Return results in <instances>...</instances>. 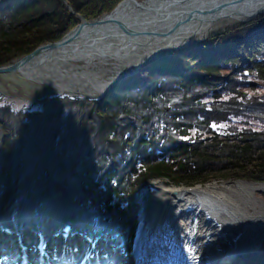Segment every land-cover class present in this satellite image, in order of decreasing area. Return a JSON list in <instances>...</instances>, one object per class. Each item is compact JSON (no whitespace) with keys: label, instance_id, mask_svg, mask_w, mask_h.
<instances>
[{"label":"trees","instance_id":"trees-1","mask_svg":"<svg viewBox=\"0 0 264 264\" xmlns=\"http://www.w3.org/2000/svg\"><path fill=\"white\" fill-rule=\"evenodd\" d=\"M21 1V7L7 18L8 27L0 26V65L30 52L41 42L60 38L77 23L63 0ZM119 1L67 0L86 19L112 9ZM262 27L264 15L202 44L164 56L116 85L99 101L51 98L49 106L22 116L8 108L0 110V145L4 152L0 184L8 190L0 202V215L2 206L16 195L20 198L19 210L31 222L32 210L45 198L46 207L50 202V219L45 216L43 223L54 230L61 215L72 211L67 208L72 203L64 207L66 201L61 196L90 192L104 205V221L119 227L122 233L125 227H132L131 233L135 215L130 194L148 175L160 172L187 184L216 177L264 181V91L259 93L264 88ZM204 100L209 101L210 109ZM207 122L212 128L218 125L221 136L209 132ZM16 123L20 124L15 128ZM136 125L140 127L135 129ZM137 129L139 135L132 137L136 140L127 141ZM233 129H239V136L229 138ZM166 130L176 131L177 138L168 136ZM36 131L37 136L48 139L47 145L33 142ZM193 135L206 137L198 144L175 143ZM27 137L33 145L23 141ZM47 152L49 156L39 161ZM161 156L178 160L165 163ZM50 158H58L53 171L74 168L64 173L65 180L54 181L51 172H46L42 165ZM77 176L76 182L68 183ZM39 178L47 179L44 183L48 188L37 184L32 191L33 182ZM50 238L52 242L63 240L51 234ZM33 241L36 239L26 232L28 264L37 257ZM81 246V238L76 237L69 248L61 247L51 256L70 259ZM49 248L55 250L50 244ZM13 249L21 254L15 238L0 234V253L8 254Z\"/></svg>","mask_w":264,"mask_h":264},{"label":"bare ground","instance_id":"bare-ground-1","mask_svg":"<svg viewBox=\"0 0 264 264\" xmlns=\"http://www.w3.org/2000/svg\"><path fill=\"white\" fill-rule=\"evenodd\" d=\"M200 1L204 0L125 1L110 15L111 20L104 21L101 25L119 21L137 31L150 30L158 27V24L170 27L177 17V11ZM209 1L212 0L204 2ZM149 3L152 4L146 6ZM138 6L153 8L144 12L142 8H134ZM263 6L264 0H252L251 4L237 13L224 10L218 19L192 21L189 28H179L174 36L176 39L161 38L153 41L155 46L145 48L146 51L142 50L140 53H132L131 50L114 54V48L110 47L108 54H105L104 43L109 36L103 34V28L96 32L87 27L75 39L45 48L31 59L14 62L17 69L5 74L22 75L28 80L47 83L56 91L97 95L110 84L119 70L129 72L149 57L171 47L201 39L226 26L242 22ZM140 12L153 14L158 23L147 16L141 18L139 15L135 19L129 14ZM169 20L172 21L168 23ZM122 23L120 26L124 27ZM110 30L118 32V28L113 25ZM79 61L85 63V70L82 66L80 68ZM113 62H118V66L123 68L117 67L115 71H111L114 68ZM100 63L103 70L95 71L93 67ZM91 69L94 72H90ZM61 73L70 75L71 78L65 80L67 76L61 78ZM23 141L32 144L30 137ZM142 190L149 199L143 211L136 250L139 255L148 254L150 264L226 262L243 249L257 247L264 240V204L254 195L257 191L264 192V183L238 180L184 188L167 184L164 180H155L152 184L143 185L140 191ZM170 203L171 206L168 207ZM66 204L67 202L63 203V206L66 207ZM187 210L189 212H185Z\"/></svg>","mask_w":264,"mask_h":264},{"label":"rangeland","instance_id":"rangeland-1","mask_svg":"<svg viewBox=\"0 0 264 264\" xmlns=\"http://www.w3.org/2000/svg\"><path fill=\"white\" fill-rule=\"evenodd\" d=\"M58 25V24H55ZM8 50H5L4 52H7ZM142 52V50H138V53ZM119 64L118 62H115V65ZM120 64H123L121 62ZM83 65V64H81ZM114 70V68H112ZM55 89L51 88L50 85L47 83H41V82H35L32 80H28L26 77L22 75H0V99L1 102V108H5L6 106L14 108V109H34V110H41L44 107L49 106L50 99L52 98L50 94H67L66 92L58 91V93L54 92ZM6 104V105H5ZM10 105V106H9ZM25 118L22 119L24 121ZM20 123L15 124V128L19 126ZM264 194V192L257 191L255 195L259 197V195ZM140 197L143 196V200H145V196L143 194L139 195ZM69 198V197H68ZM70 200V199H69ZM259 200V199H257ZM71 204V203H69ZM264 204V200H263ZM63 205V204H62ZM144 205H146L144 203ZM49 207V205H47ZM12 207V206H11ZM59 207V206H56ZM101 207V206H100ZM97 212H102V215L104 213V209L101 207L97 209ZM96 214V212H93ZM21 215V214H20ZM98 215V214H96ZM32 217H38L33 215ZM104 217V215H103ZM21 220H24V217H21ZM31 225H36L38 223L37 219H33L31 222H29ZM24 224L28 226L26 223V220L24 221ZM83 227V226H82ZM32 227L31 229H33ZM139 233V232H138ZM137 233V236H138ZM65 240L68 242L73 243L74 239L72 237H68L67 235H64ZM245 250V249H243ZM249 251V250H247ZM246 252V251H244ZM242 252V253H244ZM131 262L132 257H131ZM142 264H150L148 254L146 255H139L135 257L134 263ZM228 263V262H227ZM154 264H158L157 262Z\"/></svg>","mask_w":264,"mask_h":264},{"label":"water","instance_id":"water-1","mask_svg":"<svg viewBox=\"0 0 264 264\" xmlns=\"http://www.w3.org/2000/svg\"><path fill=\"white\" fill-rule=\"evenodd\" d=\"M105 19H108V18L107 17H102L101 19L92 20V21H89V22H86V21L82 20V24H80L78 27L82 28L85 25H98V24L102 23L103 20H105ZM117 23H118L119 26L121 25L120 22L117 21ZM122 28H124V27H122Z\"/></svg>","mask_w":264,"mask_h":264},{"label":"snow or ice","instance_id":"snow-or-ice-1","mask_svg":"<svg viewBox=\"0 0 264 264\" xmlns=\"http://www.w3.org/2000/svg\"><path fill=\"white\" fill-rule=\"evenodd\" d=\"M213 126H215V125H213ZM182 139H187V137H181Z\"/></svg>","mask_w":264,"mask_h":264}]
</instances>
